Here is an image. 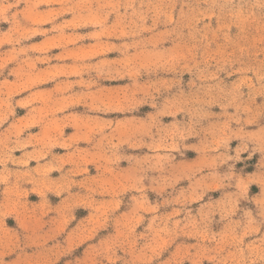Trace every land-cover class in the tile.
<instances>
[{"label":"rangeland","instance_id":"obj_1","mask_svg":"<svg viewBox=\"0 0 264 264\" xmlns=\"http://www.w3.org/2000/svg\"><path fill=\"white\" fill-rule=\"evenodd\" d=\"M96 28V59L79 64L80 31ZM45 35L72 64L36 62ZM141 105L146 125L115 131L111 153L105 135L96 145L122 184L68 195V227L83 214L78 264H264V0H0L4 123Z\"/></svg>","mask_w":264,"mask_h":264},{"label":"crops","instance_id":"obj_2","mask_svg":"<svg viewBox=\"0 0 264 264\" xmlns=\"http://www.w3.org/2000/svg\"><path fill=\"white\" fill-rule=\"evenodd\" d=\"M80 32L84 34L81 37L91 38L75 47L81 51V63H76L83 64L89 55L92 58L96 55L90 52L99 50L101 40L96 34L101 31L96 28ZM51 38L45 35L33 47L30 45L37 52L33 53L36 62L43 59L44 66L59 67L72 64L66 61V48L62 44L57 51L51 50L48 45ZM82 51H89V54ZM110 87L102 90L108 93ZM98 91L99 87L73 89L74 94L86 92L88 96H95ZM106 96L112 97L110 94ZM145 105L125 108L124 111L118 107L98 110L102 114L93 109H77L64 115L57 114L50 123H34V128L31 123L25 125L14 119L4 123L0 107V264H78L82 261L85 250H78V241H84L79 227L83 214H78L75 223L68 227L64 212L68 208V195L78 198L85 193L97 192V188L107 192L109 183L114 187L122 184L117 179V174H121L117 168L110 175L101 173L99 163L106 158L105 153L103 157L101 153L97 154L96 145H100V137L105 135V151L111 153L115 131L123 130L132 135L136 124L146 125L153 112H140ZM136 112L138 114H134ZM65 119L68 122L65 123ZM8 130H14L12 137ZM41 133L44 134L42 138ZM141 143L148 146L146 135L140 136ZM131 156L132 153L123 149L119 161ZM119 167L122 171L127 168L122 162ZM51 195H57L58 199L50 200ZM72 208L83 210L85 206L80 201ZM56 209L61 212L50 213ZM73 232L75 237L72 239ZM69 240L75 241L77 248L69 250L66 245Z\"/></svg>","mask_w":264,"mask_h":264}]
</instances>
